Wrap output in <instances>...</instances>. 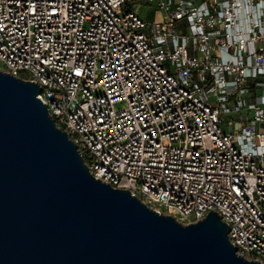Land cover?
Here are the masks:
<instances>
[{
	"label": "built area",
	"instance_id": "obj_1",
	"mask_svg": "<svg viewBox=\"0 0 264 264\" xmlns=\"http://www.w3.org/2000/svg\"><path fill=\"white\" fill-rule=\"evenodd\" d=\"M0 61L96 179L264 264V0H0Z\"/></svg>",
	"mask_w": 264,
	"mask_h": 264
},
{
	"label": "water",
	"instance_id": "obj_2",
	"mask_svg": "<svg viewBox=\"0 0 264 264\" xmlns=\"http://www.w3.org/2000/svg\"><path fill=\"white\" fill-rule=\"evenodd\" d=\"M40 92L0 70V264H262L217 213L184 225L96 179Z\"/></svg>",
	"mask_w": 264,
	"mask_h": 264
},
{
	"label": "rangeland",
	"instance_id": "obj_3",
	"mask_svg": "<svg viewBox=\"0 0 264 264\" xmlns=\"http://www.w3.org/2000/svg\"><path fill=\"white\" fill-rule=\"evenodd\" d=\"M141 15L143 18H145L147 21H154V20H162L163 19V14L162 11H160L158 8H154L151 6H148L146 4L141 5ZM0 69L1 70H6V66L5 64L0 61ZM57 127H59V125L56 124ZM139 197L143 198L141 195H139Z\"/></svg>",
	"mask_w": 264,
	"mask_h": 264
}]
</instances>
